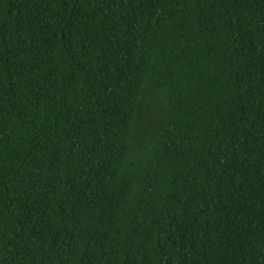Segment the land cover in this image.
<instances>
[{
    "label": "trees",
    "instance_id": "1",
    "mask_svg": "<svg viewBox=\"0 0 264 264\" xmlns=\"http://www.w3.org/2000/svg\"><path fill=\"white\" fill-rule=\"evenodd\" d=\"M0 264H264V0H0Z\"/></svg>",
    "mask_w": 264,
    "mask_h": 264
}]
</instances>
